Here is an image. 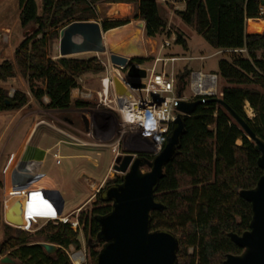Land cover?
<instances>
[{
	"label": "trees",
	"instance_id": "obj_1",
	"mask_svg": "<svg viewBox=\"0 0 264 264\" xmlns=\"http://www.w3.org/2000/svg\"><path fill=\"white\" fill-rule=\"evenodd\" d=\"M260 2L184 0V8L174 9V14L211 47L230 51L227 58L217 61L215 74L225 83L220 97L264 140V33H247L245 29L248 19L261 18ZM98 3L134 4L133 18L144 22L146 37L156 38L164 33L169 38L173 33L174 44L187 49L183 34L168 29L156 0H41L39 14L35 0H18L20 26L32 24L34 28L15 47L13 62L0 63V80L17 78L19 74L34 100L47 109L87 107L86 102H72L71 91L84 74H103V65L96 56L58 57L53 44L64 25L97 18ZM128 22L129 19L100 21L103 31ZM148 60L152 57L135 58L132 62L141 65ZM189 74L186 68L176 74L182 89ZM8 92L0 87V112L20 109L29 101L20 89L11 96ZM43 97L48 103H43ZM214 97H206L193 114L183 116L177 152L165 165L154 192L162 208L151 212L150 230H168L178 238L176 264H224L228 254L241 253L242 249L229 237L249 229L251 206L240 192L253 188L263 173L257 164L260 153L254 142ZM244 102L255 112L252 119L244 111ZM165 139L166 136L160 137L162 145ZM138 155L147 160L153 157ZM120 182L121 176H115L105 182V187ZM104 188L90 210L78 216L81 235L69 223H48L33 233L18 230L16 234H11V226L6 225L0 254L19 264H71L63 248L81 249L83 238V246L90 254L89 264H95L103 243L98 218L111 210V202L101 196ZM41 242L52 243L57 249L47 253Z\"/></svg>",
	"mask_w": 264,
	"mask_h": 264
},
{
	"label": "water",
	"instance_id": "obj_2",
	"mask_svg": "<svg viewBox=\"0 0 264 264\" xmlns=\"http://www.w3.org/2000/svg\"><path fill=\"white\" fill-rule=\"evenodd\" d=\"M260 4L264 7V0H261ZM124 27L125 25L103 31L98 20L72 21L59 30L58 57L83 53L105 54L111 64L126 68L125 74L130 79L131 88H144L145 84L141 80L146 77L147 70L132 62L135 58H145L142 40L144 22L138 20L129 29L136 31L137 34L134 37L128 34L130 43L126 48L115 44L113 40H104L106 33L119 31ZM112 84L116 94L120 93L118 86L122 90V95H132V91L126 85H121L115 75L112 76ZM181 93L182 86L178 81L176 100L178 114L159 152L150 160L131 152L119 153L113 159L112 170L121 175V182L108 185L101 193L104 200L111 202V210L98 218L103 243L95 258V264H176L178 238L168 230H150V214L162 208L160 202L155 200L154 192L165 165L177 152L183 132V116L193 114L196 107L203 103L200 99L184 100ZM213 100L227 110L247 134L248 139L254 142L255 149L260 153L257 164L263 170L253 188L240 192L242 198L250 203L251 220L249 229L241 235L229 234L232 242L242 251L239 254H228L224 264H264V140L256 136L247 122L221 97H214ZM16 159L17 156L10 162L7 176L13 171ZM144 166L148 167L147 171H142L141 168ZM30 181L31 178H28L25 184L8 186V189L14 191L4 205V220L10 226L18 227L25 224L24 197L19 192L26 189ZM43 192L55 203L60 214L63 198L59 191L46 189ZM39 244L47 253H53L57 249L52 243ZM1 262L14 263L15 260L7 256L2 258Z\"/></svg>",
	"mask_w": 264,
	"mask_h": 264
},
{
	"label": "built area",
	"instance_id": "obj_3",
	"mask_svg": "<svg viewBox=\"0 0 264 264\" xmlns=\"http://www.w3.org/2000/svg\"><path fill=\"white\" fill-rule=\"evenodd\" d=\"M164 1L174 5L177 9L180 8V3H182L184 8V0ZM259 14L261 18L264 16V7L261 6ZM174 39L175 36L172 33L169 38L163 40L161 48L169 47L174 42ZM178 59L174 56L155 57L151 67L146 69V77L141 80L145 84L144 88H131L129 86L130 79L125 74L126 68L111 64L107 56L104 61L100 60L104 67V76L100 78V90L89 89L81 84L78 79L77 85L72 89L75 100L88 101L94 99L97 107H104L106 110L116 114L118 130L113 142L109 144L91 142L79 138V131L68 132L62 128L55 129L76 145L110 147L113 159L120 153L119 147H117L119 142L127 136L136 147L135 149L148 150L150 148L154 152L152 155L156 154L163 147L160 137L167 136L171 130L172 122L178 114L176 110L178 81L176 78L177 72L174 69V62ZM113 75H117L123 84L132 91L131 96L118 95L114 92L112 84ZM217 78V74L212 72H191L185 87L189 94L184 95L185 89H182L181 98L187 101L200 99L204 103L206 97H216ZM109 87L112 88L111 94H109ZM11 95L12 92L9 96ZM149 121L153 122L151 126L148 124ZM80 134L85 135L87 139H94L91 129L81 131ZM16 171V165L9 176L5 174L6 170L4 171L5 180L3 183V192L4 196H6L4 201L14 192L12 189H8L9 184L12 186L25 184L27 179L31 178L29 187L40 178V174L34 168H25L22 172ZM14 173L20 175V181H15ZM28 187L21 190L19 194L24 197V206L28 202V198L34 195L30 206V214L24 215V225L14 228L33 233L48 223L56 225L61 222L69 223L70 228L81 235V228L78 223V215L81 211L80 207L65 215H62V212L58 214L55 203L44 194L43 190L28 189ZM73 214H75V218L70 219V216ZM39 217L46 218V221L43 224H39L35 220V218ZM63 251L69 258L71 264H77L76 260L79 261L78 264H85L86 257L81 249L68 246L67 248H63Z\"/></svg>",
	"mask_w": 264,
	"mask_h": 264
},
{
	"label": "rangeland",
	"instance_id": "obj_4",
	"mask_svg": "<svg viewBox=\"0 0 264 264\" xmlns=\"http://www.w3.org/2000/svg\"><path fill=\"white\" fill-rule=\"evenodd\" d=\"M36 7H37V13L39 14L41 12V0H35ZM101 3H98L100 5ZM132 9H126L123 12L118 13L119 10L117 9L116 12H113L115 15L114 19H129V22L126 24L129 27H133L135 22L140 20V19H134V13H135V7L134 4H130ZM157 6H158V11L159 14L162 18H164L167 23V27L170 28L171 31L176 32H183L185 35V38L188 39L190 45L194 50H203L204 46H206V42L198 35L190 26L185 24L177 15L173 14V19L172 21L167 20V15L166 13H169V9L174 8V5L166 3L164 0H157ZM100 10L102 9V6L100 7ZM107 12V11H106ZM18 14H19V7H18V0H0V63L4 60H9L13 62V54L15 47L18 45V43L25 37V35L30 32L34 26L31 24L26 28H22L19 24V19H18ZM104 14L97 12L98 17L104 18ZM123 15V17H121ZM91 20H98L100 19H91ZM246 31L250 32H257V33H262L264 32V16L260 19H251L246 22L245 26ZM166 37V35L163 33L162 35L157 36L156 38H148L143 34L142 40H143V48L145 50V58L146 57H152V60L146 61L147 63L145 65V69L150 68L152 62L154 61L155 57H165L168 56L170 53L175 54L174 52H171L177 44H174V42L166 48H161V44L163 40ZM57 44L58 41H54L53 44V51L54 53L58 54L57 51ZM210 50V49H209ZM206 51V53L209 52ZM170 51V53H168ZM81 58H86L89 56H96L99 60L104 61L106 58L105 54H95V53H83V54H78V55H73ZM219 56H211L205 60H203V65H204V70H210V69H215L217 68V60ZM175 63V62H174ZM183 61H177L175 67L183 64ZM201 61L200 60H195L192 62L194 66L200 65ZM158 65H160L158 63ZM143 67V66H141ZM176 70V69H175ZM19 74H17V77ZM104 74H91L87 73L84 74L80 78L81 84L85 85L87 88L92 89V90H100L101 85H100V78L103 77ZM225 83L222 79L219 77L217 78V91H216V97H220V88L223 86ZM21 84L19 83V80L17 78H10L7 81H1L0 80V87H5L9 90L8 95L13 94V90L10 88L17 87L19 88ZM21 88V87H20ZM112 88L109 87V94H111ZM189 92L187 89L184 90V95H188ZM93 100H91V104H93ZM247 105V106H246ZM93 106V105H92ZM244 111L247 115L248 118L252 119L255 115V112L251 109L249 104H246L244 102ZM249 109V110H248ZM67 116L71 115L72 112L70 113H64ZM64 114L59 115V123L63 122L62 116H65ZM49 117L43 118V122L46 124H49L53 126L54 128H60L55 124V119L52 118L50 115ZM73 117V116H72ZM75 119V125L79 126L80 128L83 127L81 118L79 117H74ZM54 120V121H51ZM116 123H117V118H116ZM64 124V123H62ZM53 128V129H54ZM42 129H45L44 127H41L37 133L35 134V138L38 137L42 131ZM52 129V128H51ZM115 138L117 136V130H118V125H115ZM0 130H1V124H0ZM48 131L47 136L45 137H51V134L55 135L56 137H59L61 142H59V152L62 154H68L71 153L73 155H77L74 158H65L59 160V164H55L54 160H50L49 157L45 159V164L49 165L52 167V172L49 176H45L42 179V184L45 186H53L54 182L51 181V177H53L59 168H64L65 169V174H64V180L63 183L65 185V192L63 193V208H62V215L68 214L72 210H74L76 207L81 208V212H88L94 204L96 200V195L100 191V189L105 187V182L107 180H110L114 178L115 176H121L119 173H116L112 170V164H113V155L111 153L110 147H90V146H81V145H76L74 142H72L69 138L64 136L59 132V135H56L55 133ZM56 130V129H54ZM75 130V129H73ZM77 131V130H75ZM83 131V130H82ZM79 133V138L83 140H88L91 142H96L99 143V140H97L95 137L94 139H87V137L83 134ZM114 138V139H115ZM35 140V139H34ZM5 141V140H4ZM50 141V140H49ZM69 142L70 144H68ZM4 142L0 143V148ZM111 143V142H110ZM240 141H238V144ZM125 149L130 151V148H125L122 147L120 149V153H126ZM1 150V149H0ZM122 150V151H121ZM126 150V151H127ZM131 153L134 154H146V155H152L153 149H148V150H137L132 148ZM82 155V156H81ZM96 161V162H95ZM9 166V164H8ZM8 166L6 167L8 169ZM5 169V168H4ZM4 169L3 171L0 170V243L4 240L5 238V231L7 230L6 225H8L5 220H4V205H5V199L6 196H4V180H5V175H4ZM7 169L5 174L7 175ZM142 171H147L148 167L144 166L141 168ZM105 175V177H104ZM102 178V179H101ZM101 179V180H100ZM89 185V187H88ZM34 196H31L28 200L29 202L25 205V214H30V206L32 203ZM79 213V215H80ZM54 215V214H53ZM78 215V216H79ZM75 214L70 216V219H74ZM35 220L39 224H43L46 221V218H35ZM81 228V225H79ZM11 234H16L18 229L14 228L11 226V229L9 230ZM31 233V232H30ZM36 238V237H35ZM40 239V237L36 238ZM82 240V248L81 250L84 252L85 257H86V262L85 264H89L91 262L90 259V254L89 251L85 248L83 238ZM189 251L191 252L192 249L190 248ZM7 257L6 254H0V264H9V263H4L1 262V259ZM15 264H19L17 261Z\"/></svg>",
	"mask_w": 264,
	"mask_h": 264
},
{
	"label": "crops",
	"instance_id": "obj_5",
	"mask_svg": "<svg viewBox=\"0 0 264 264\" xmlns=\"http://www.w3.org/2000/svg\"><path fill=\"white\" fill-rule=\"evenodd\" d=\"M99 6L100 7L102 6L101 10ZM122 6L127 7V9H132L131 5L127 3H101L100 5L96 4L95 5L96 13L101 12L102 16L104 12L106 13V15L104 14V18L97 16L96 19L99 18L100 21L102 19H114L115 14L113 12H116L117 9L119 10L118 13L123 12L122 9H120V7ZM182 8H183V5L182 3H180L179 9H182ZM174 9H177V8L174 7L172 9H169V13H166L167 20L172 21ZM121 17H123V15ZM249 20L251 19H248L247 21ZM168 29L170 28L168 27ZM246 32L253 33L250 31H246ZM183 38L186 41V45H187L186 50L182 49L180 45H177L173 50H171V52H174L175 54H171L170 51L168 52L170 53L168 56H174V57L179 58L178 60L175 61L174 66L177 61L184 62L183 64L177 66V68L175 67L176 72L181 71L184 68H186L190 71V73L196 72V71H202L204 73H208V72L215 73L217 71V68L206 70V71L204 70L203 60L211 56H219L218 60L221 58H227L228 52H230L227 50L215 49L211 47L208 43H206V46H204L203 50H194L192 46L190 45L188 39L185 38L184 34H183ZM122 43H125V42H122ZM208 50L209 52L206 53V51ZM195 60H200L201 61L200 65L194 66L192 62ZM146 63L147 62L145 61L140 66L145 67L144 64ZM17 79L19 80V83L21 84L20 86L21 88L14 87V88H10V90L12 89L13 91H15L16 89H20L24 91L29 96V101L25 106L21 107L20 109L5 110V111L0 112V124H1L0 143L4 142L0 148L1 149L0 150V170L3 171V169L5 168L4 169L5 171L7 169L6 167L8 166V164H10L13 158L17 156V159H16L17 160L16 161L17 171L22 172L23 169L25 168L27 169L34 168L35 171L40 174V178L36 182H34V184H31L28 187V189H41L43 191L46 189H56L59 191V193L63 197V193L65 192V188H66L63 183L65 169L59 168V170L56 171L55 175L51 177V181L54 182L53 186H45L42 184V179L45 176H49L51 174L50 172H52L51 171L52 167L45 164V159L49 157V159L52 161L54 160V163L57 165L60 163L59 160L65 159V158H74L77 155H73L71 153H68V154L60 153L59 152V142H61V140L59 139V137H56L53 134H51V137L50 136L45 137L47 136V133H48L46 129L55 133L56 135H59V131L54 130L55 128L53 126L46 124L45 122H42L41 120H43V118L49 117L48 115H50L52 118L55 119V124L58 127L68 132H73L75 130L77 131L85 130L86 131V128L91 129L93 136L97 140H99L100 143L109 144L110 142H113L115 140L114 139L115 132H116L115 125H116L117 116L115 113L106 110V108L104 107H101V106L97 107L95 100L93 101V104H91L90 102L91 100L83 101L89 104L87 107L71 108L65 111L44 108L34 100L33 96L29 93L24 80L20 76H18ZM42 100L44 104L48 103L47 97H43ZM71 101L72 102L78 101L74 99L72 91H71ZM70 112H72V114L69 116L64 114V113H70ZM62 114L65 115V116H62V119H63L62 123L64 124L59 123V115H62ZM74 117L81 118V121L83 124L82 128L75 125L76 121ZM51 121H54V120H51ZM41 127H44L45 129H42L40 135L35 138V134ZM130 140L131 139H129L128 136L122 139L119 142V145L117 146L119 147V150L122 149V147L130 148L129 149L130 151L125 149V152H131L132 148L135 149L136 147L131 143ZM67 143L70 144L69 142ZM90 147H95V146H90ZM101 147H106V146H101ZM14 179L16 182H18L21 180V177L19 174L14 173ZM31 196H34V195H31ZM76 208H79V207H76Z\"/></svg>",
	"mask_w": 264,
	"mask_h": 264
},
{
	"label": "bare ground",
	"instance_id": "obj_6",
	"mask_svg": "<svg viewBox=\"0 0 264 264\" xmlns=\"http://www.w3.org/2000/svg\"><path fill=\"white\" fill-rule=\"evenodd\" d=\"M122 8H123V10L125 11L126 9H127V7H125V6H122ZM121 8V9H122ZM122 10V11H123ZM131 27H129V26H125L124 28H122L121 30H119V31H114V32H108V33H106L105 35H104V40L105 41H108V40H113V41H115V44H119L122 48H126L128 45H129V43H130V40H129V37H128V34L132 37H134V36H136V31H134V30H132V31H130L129 29H130ZM122 42H125V43H122ZM122 44V45H121ZM116 77H117V79L119 78L117 75H115ZM104 82H106V81H104ZM119 82H120V84L121 85H123V86H125L124 84H123V82L119 79ZM117 88H118V91H120V93L118 92V94L119 95H122V90L120 89V87H118L117 86ZM246 104H248L247 102H246ZM247 106V105H246ZM249 110V109H248ZM27 149V148H26ZM41 218H43V217H39V219H41ZM76 263L78 264L79 263V261L78 260H76Z\"/></svg>",
	"mask_w": 264,
	"mask_h": 264
},
{
	"label": "clouds",
	"instance_id": "obj_7",
	"mask_svg": "<svg viewBox=\"0 0 264 264\" xmlns=\"http://www.w3.org/2000/svg\"><path fill=\"white\" fill-rule=\"evenodd\" d=\"M152 123H153L152 121H149V122H148L149 126H151V125H152Z\"/></svg>",
	"mask_w": 264,
	"mask_h": 264
},
{
	"label": "flooded vegetation",
	"instance_id": "obj_8",
	"mask_svg": "<svg viewBox=\"0 0 264 264\" xmlns=\"http://www.w3.org/2000/svg\"><path fill=\"white\" fill-rule=\"evenodd\" d=\"M15 263H16V261L14 263H9V264H15Z\"/></svg>",
	"mask_w": 264,
	"mask_h": 264
}]
</instances>
